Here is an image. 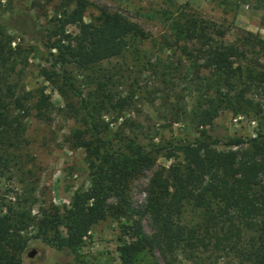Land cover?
Wrapping results in <instances>:
<instances>
[{"label": "trees", "instance_id": "1", "mask_svg": "<svg viewBox=\"0 0 264 264\" xmlns=\"http://www.w3.org/2000/svg\"><path fill=\"white\" fill-rule=\"evenodd\" d=\"M253 1L264 9V0ZM57 2L43 44L51 69L41 75L63 97L70 93L79 98L78 107L71 109L79 115L81 126L70 133L67 143L83 150L88 174L63 208L49 204L32 215L25 197L0 205V264H22V254L32 240L67 250L80 262L79 246L108 214L129 223L130 241L120 248L128 264L142 253L153 252L162 264H174L178 251L194 259L200 248L217 251L235 264H264V132L226 141L211 139L207 133L219 111L246 114L254 106L251 96L264 99V71L248 59L251 51L264 55V42L249 35L228 44L223 29L184 7L166 14L164 21L175 45L181 43V53L193 56L194 74L188 82L196 92L193 123L198 136L169 147L125 138L114 148L106 139L112 123L106 115L121 113L128 102L113 92L109 80L99 77H90L79 89L68 68L90 72L103 61L131 51L146 34L105 8L85 22L88 0ZM16 54L12 40L0 38V177L20 158L26 118L35 111L37 118L45 120L53 110L44 91L34 95L14 80ZM218 145L225 149L218 150ZM171 149L180 153L181 160L152 173L144 188V203L135 208L132 183L154 168L164 150L167 159L173 158ZM186 208L198 218L192 226L182 220ZM145 218L150 221L149 235L143 230ZM29 227L35 233L28 236Z\"/></svg>", "mask_w": 264, "mask_h": 264}, {"label": "rangeland", "instance_id": "2", "mask_svg": "<svg viewBox=\"0 0 264 264\" xmlns=\"http://www.w3.org/2000/svg\"><path fill=\"white\" fill-rule=\"evenodd\" d=\"M84 21L95 18L101 8L117 12L138 25L146 39L137 43L120 58L103 61L92 71L79 72L68 68L75 86L83 89L88 79L100 78L113 84L114 93L128 102L121 113L106 115L112 120L107 137L114 148L119 142L135 140L141 145L149 143L161 147L192 141L198 136L193 123L196 92L188 80L194 74L192 55L180 51V44L166 27L164 17L175 13L178 7L214 22L225 31L224 41L239 43L243 37H257L264 42V9L253 0H88ZM57 0H0V38L9 37L17 48L14 60V80L25 91L36 95L39 91L49 97L53 110L45 120L32 111L25 120V145L16 162L0 177V205L15 203L17 198L28 199L31 214L40 207L53 204L68 206L72 193L87 177L88 170L82 149H72L68 143L70 133L80 128L79 115L71 109L79 105L72 94L63 97L55 85L41 75L51 69V57L44 47L48 29L52 25ZM69 31L75 32L74 27ZM193 49V46H189ZM249 62L264 71V55H248ZM169 67H164L165 65ZM252 64V65H253ZM91 87V86H90ZM254 106L248 113L219 111L207 128L211 139L251 138L264 132V99L251 96ZM35 99H33L34 101ZM125 120L128 124L124 125ZM126 138V139H125ZM122 144V143H121ZM218 150L224 146L218 145ZM157 157L154 168L135 180L130 189L133 206L139 208L145 200L144 188L152 173L168 168L181 160L180 153L171 149ZM111 202V201H110ZM4 212V209H2ZM184 224L192 226L198 221L189 209L182 215ZM126 218L110 214L94 225L79 246L76 262L67 250L50 247L32 240L22 254V264H128L121 257L120 248L129 242ZM145 234L151 233L150 221L142 222ZM28 236L35 233L28 228ZM35 251L32 257L28 253ZM195 258L178 251L174 264H235L225 255L211 249H198ZM132 264H162L157 252L142 253Z\"/></svg>", "mask_w": 264, "mask_h": 264}, {"label": "water", "instance_id": "3", "mask_svg": "<svg viewBox=\"0 0 264 264\" xmlns=\"http://www.w3.org/2000/svg\"><path fill=\"white\" fill-rule=\"evenodd\" d=\"M35 251L32 250L31 252L28 253V257H32L34 255Z\"/></svg>", "mask_w": 264, "mask_h": 264}]
</instances>
